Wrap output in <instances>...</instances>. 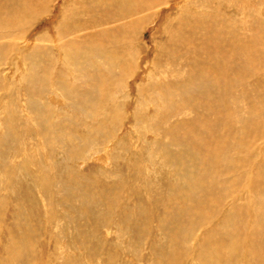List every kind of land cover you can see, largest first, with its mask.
I'll list each match as a JSON object with an SVG mask.
<instances>
[{
    "label": "rangeland",
    "instance_id": "rangeland-1",
    "mask_svg": "<svg viewBox=\"0 0 264 264\" xmlns=\"http://www.w3.org/2000/svg\"><path fill=\"white\" fill-rule=\"evenodd\" d=\"M247 1L161 0L152 7L155 3L153 0H114L123 13L120 14L118 9H114V5L111 7L100 3L96 7V4L92 5V0L86 5L85 0H34L39 15L34 25L29 27L30 35L27 39L7 35L0 39V44H19L9 53V57L13 56L19 61L17 68L10 72L3 62L0 66V72L10 82L16 80V83L7 84L5 90L0 89V136L6 139L0 144V150L6 152V155L3 154L4 158L0 155V162L9 165L13 162L15 165L23 160V156L13 159L10 155L15 147L20 146L26 151L27 157H31L29 160L34 162L29 166L31 170L38 175L46 171L52 176L54 193H51L52 203L49 204L43 190L41 192L40 186L23 168L15 167L12 177L5 175L0 168V257L4 254L1 247L7 246L12 238L20 240L23 234L30 233V237L36 239L34 249L39 264L46 257L47 264H107V260L114 264H155L160 257L159 247L168 245L172 240V230L182 226L192 228L191 223L198 222V217L193 218V214L190 216L185 209L187 201L198 200V192L187 187V184L190 183L191 174L207 176L206 160L203 158L205 153L199 149L205 146L204 135L210 136L222 127L221 121L224 118L220 117L222 113L218 107L221 103L209 98V93L207 96L202 95L210 82L199 81L203 86L196 87L198 92H191L192 106L181 104L178 106H181L179 110L165 112V103L159 100L161 92L158 86L162 82L174 84L194 80L196 76L194 78L191 75L199 68L212 72L217 63V56L213 53L218 45L216 39L224 38L225 35L220 31L226 28L235 27V32L245 42L253 35L258 37L259 34L255 32L261 26L264 28V0ZM70 12V24L75 26H70L69 35H61L60 22L68 18L64 14ZM181 16L193 21L195 17H201L202 23L207 27L195 29L189 36H197L186 43L188 38H182L177 33ZM93 17L97 20L93 21ZM139 19L142 21L137 30H134L135 26L128 25ZM216 22L224 25L214 30L213 23L216 25ZM38 34L46 39H34ZM201 34H207L204 35L206 40L199 38ZM261 36L263 41L260 45L263 44L264 47V30ZM181 38L180 43H175V39ZM126 40L131 46L123 48L133 62L120 80L117 76L121 68L114 67L112 70L99 62L108 48H116L121 42L125 46ZM70 42L78 46L72 49L82 62V71L73 63L64 61V52L71 50ZM100 42L106 50L96 48ZM33 47L39 50L36 57L38 60H33L34 63L29 57L35 49ZM46 59L53 61L49 72L53 73L49 76L50 80H55V75L61 77L58 82L61 86L48 83V87L51 86L49 88L52 89L49 91L47 87L44 89L35 85L33 92L38 94L32 96L27 89L30 83L21 77L27 73L39 74V62H45ZM243 62L242 64L241 59L242 70L248 72L250 62L245 59ZM43 65L44 63L40 66ZM232 69L237 71L235 65H232ZM109 70L110 79L106 85L110 86L103 88L109 105L106 103L107 106L102 109V103L97 101L101 96L99 83L104 71ZM92 75L96 78H92ZM261 81L264 82V67L257 69L248 78V84L254 89L251 92L256 95L255 99L260 97L264 100ZM253 82L255 86L252 85ZM239 86L240 89L234 91L233 95L228 93L223 96L225 101L238 97L237 120L234 124L237 127L252 117L247 100L249 92L243 83ZM242 97L246 99L240 100ZM94 108L98 111L94 112ZM105 111L112 115L108 126L103 129L108 134L102 130L96 143L91 144L80 157L72 161L65 157L62 151L63 148H69L68 142L65 143L68 130L73 128L82 132L87 123H93L96 118L102 119ZM96 113L98 114L93 119ZM231 118L233 120L232 116ZM231 118L229 117L230 120ZM8 119L12 120L16 131L20 133L17 134L16 141L11 137ZM61 124L67 125L66 129H60ZM192 129L196 130L195 133ZM240 130H234V137ZM169 131L174 132L179 140H183L184 135H196L201 131L206 134L200 137L203 143L197 142L195 145L192 141H173ZM248 143L255 146L253 151L257 155L263 157L264 137L261 138L260 133L255 138H250ZM41 161L43 162L40 163ZM242 170L243 168L238 172ZM246 170L245 168L238 173L239 177ZM222 174L218 175V180L223 183L235 177L231 171ZM74 176L77 184L67 187L70 186L68 184H73L68 179ZM99 183L109 186V190L113 189V192L118 185L128 190L129 193H123L122 196L124 205H119L120 209L117 207L116 212L104 209L108 199L101 197L95 189ZM229 183L230 181L227 185ZM237 184L239 186H234V189L232 187L236 196L235 204L246 205L250 198L257 199L246 184ZM85 185L90 186L87 192L81 191L85 189ZM260 192L258 200L264 202V188ZM111 194L108 197L114 195ZM185 194H188L189 200H183ZM222 200L225 203L223 212L210 222L209 227L195 228L198 235L210 228L222 229L228 225L224 214L234 202L232 196H226ZM251 204L253 207V202ZM124 206L129 207L128 210ZM143 207L149 209H146L149 214L146 213L140 222L145 232L142 235L121 218V213L125 214L127 210V215L131 216V211L135 213ZM251 214L252 217L259 216V211L253 210ZM16 221L20 223L18 228L15 227ZM11 226L15 232L9 235L4 230ZM89 251L93 252L90 256Z\"/></svg>",
    "mask_w": 264,
    "mask_h": 264
},
{
    "label": "bare ground",
    "instance_id": "bare-ground-1",
    "mask_svg": "<svg viewBox=\"0 0 264 264\" xmlns=\"http://www.w3.org/2000/svg\"><path fill=\"white\" fill-rule=\"evenodd\" d=\"M88 1L90 2L91 0H85V5L88 4ZM160 1L161 0H153V2L155 3L152 5V7L160 3ZM241 1L242 3L248 2L247 0H241ZM100 3L109 5L111 7L112 5H114V9L116 11L118 9L119 13L123 14L120 10L119 4L117 3L115 4L114 0H92L93 6L94 4H96V7H98L100 6ZM100 12L101 11H97V13ZM129 12L131 13V15L133 14L131 11ZM38 15H39V11L34 6V0L33 1L32 0H0V39L6 37V35L18 37L19 39L22 38L27 39V37L30 35V34L28 35L29 27L34 25L33 23L38 18ZM64 15L65 16L68 15V18L61 20L60 31L62 32L60 34L69 35L70 34L69 29H71V27L73 28L75 25L70 24L71 21L69 20V18L72 17L71 12L65 13ZM129 15L130 14H127V16ZM201 19H202L201 17L198 18L195 17V20L193 21L190 19H183L181 16L180 18L181 22L179 23V27H178L179 31L177 33L182 38H188L186 39V43L191 42V40H194V38L197 36L196 35L192 38H190L189 36L191 33L194 32L195 29L198 30L199 28L207 27L204 25V23H202ZM95 20H97V18L93 17V21ZM113 20H118V19H113ZM219 20L221 19L219 18ZM141 21L142 19H139L138 21L128 23V25L130 27L135 26L134 30H137L140 26ZM215 24L216 25H214L213 23L214 30H217L219 27L224 25L223 23H221L220 25V23L218 22H216ZM235 30H236L235 27L232 26L231 28H226L223 31H220L225 36L223 39H221L220 37L219 39L218 38L216 39L218 45H216L217 49L213 53L217 56V61H216L217 63H216V67L212 68V72L207 69L202 68L203 69L202 70L199 68L198 70L194 71L193 75H191V77L196 76V78L194 77L195 78L194 80H191L187 83L176 82L174 84H167L165 82L164 83L162 82L163 84L160 83L161 85L158 86L161 92L159 100L162 103H165V107H166L165 112L168 111L173 112L179 110L181 106L179 108L178 106L181 104H184L183 106L186 107H189L190 105L192 106L193 103H191V101L193 100H191L190 98H192L193 95L191 92L197 91L196 89L201 87L202 84L200 85V82H207V83L210 82V84L206 87L207 90L205 92L202 91L203 93L202 95L207 96L209 93L208 95L210 96L209 98H212L218 103H221L220 105L218 104V107L221 109L220 113H222L220 114V117H223L224 119L222 118L223 121H221L222 127L220 128V130L214 131L215 133L211 134L210 136H207L205 132L204 134L206 135H204L203 131H201V133L196 135H191V136L184 135V139L179 140L174 135V132L169 131L170 133L169 135L172 136L173 141L180 143L182 142L186 143L187 141H192L195 145H197V142L203 143L202 138L200 137L202 134L204 135L203 138L206 140L204 142L205 146H202V149L199 150L205 153V157L203 158L204 160H206L207 176H205V174L204 175L191 174L190 183L187 184V187H191L193 191L196 190L198 192V194L196 195L198 200L192 202L187 201V207L185 209L186 212L188 211L190 216L193 214V218L195 216L196 218L198 217V219H196L198 222H192L191 223V225H193L192 228L182 226L178 229L175 228L176 230H172L171 231V233L173 234L172 240L169 241L168 245L159 247L158 250L160 252V257L156 259L155 264H191V263L192 264H240L241 262H243L244 264H264V202H259L258 200L260 198V193H261L260 191L262 188H264V152L262 153L263 157H260L254 152L255 146H251L248 143L250 138H255L257 136V133H260L261 138L264 137V100H261L260 97H258V99H255L256 95L251 92L254 89L250 84H248V78L252 76L253 73L257 71V69L259 68L261 69L262 67H264V47L263 44L260 45V43L263 41L261 34L263 33L264 28L261 26L260 30L258 32H255L256 34H259L257 35L258 37H256V35L254 37L253 35L252 37L248 38V42H245V39L241 38L240 37L241 35L236 33ZM204 35L201 34L199 38H203L206 40L205 36L207 34L205 36ZM43 37L44 36H42V34H38V36L35 37L34 39L40 40ZM182 38L175 39V43H180ZM45 39L46 38H43V40ZM69 44L71 46V50L64 52L65 55L64 61L67 63H73L78 70L82 71L84 68L83 65L81 64L82 62L80 61V58L76 56L75 51L72 49V48L75 49L78 46L75 45L73 42H70ZM121 44L124 43L121 42ZM121 44L118 45V47L116 48L113 49L108 48V50H106L103 44H101L100 42L96 47L97 49L100 50L104 49L107 51V53L103 54V58H101L99 62L100 64H103L105 65L106 68H110L112 70L114 67L121 68V71L117 76V78L120 80L123 78L125 74H127L133 62V60L129 57V53L126 52L127 50H125L127 47L131 46L130 42L126 40V44L128 45L125 44V46H122ZM18 45H19L18 43L15 44L14 46L11 43L0 44V66L3 62V65H5V68L9 69V71L17 68V63L19 61L14 59L13 56L9 57V55H11L9 53L12 49H14ZM38 51L39 50L35 48L29 56L30 58H32L31 61L33 63H34L33 60L35 59L38 60L36 58L38 55ZM44 55L46 57V53ZM241 59H242V64L244 63L243 62L244 59L245 61L250 62V64L248 65L249 66L248 72H245L244 69L242 70L243 65L241 64ZM42 63H44V65L41 67L40 65ZM42 63L39 62L40 64L39 71H37L40 72L39 74L36 73V74L28 75L27 73L21 77V79L27 80L30 83V86H28L27 89L30 90V95L32 96L38 94L33 92V89H35L34 88L35 85L36 86L40 85L41 88L44 89L45 87H47L49 91H51L52 89L50 90L49 87L51 86L48 87L49 85L48 83H50L51 85L55 83L57 87L61 86L60 84H58V82L61 80V77L55 75L53 76L55 80H50L49 78V76L53 74V73H49L51 72L53 61L47 60ZM232 65H235L237 71L236 70L234 71L232 69ZM1 70L2 69L0 67V71ZM108 73H110V70L104 71V75L101 77L100 83L98 80H95L100 85L99 88L101 91L100 94L101 96L98 97L97 101H99L100 104L102 103L101 105L102 109H104V107H106L108 104L107 103L108 97L105 94L106 90L105 89L103 90V88L110 86V85H106L108 84L106 82H108V80L110 79ZM246 73H248V75H246ZM10 74L11 73H9V76ZM92 78L95 79L96 76L92 75ZM19 79L20 78H18V80ZM9 83H16V80L10 82L8 77L4 73L0 72V84H1L0 89L5 90L7 84ZM242 83L244 88L249 92V97L247 100L250 104L249 110L251 113L250 115H252V117L243 121L242 126L237 127L234 124L236 123L237 120L236 112L238 110L237 109L238 97L233 98L232 101L229 100L225 101L224 100L225 97L223 96L228 93H229L228 95H233V92L236 90L238 91V88L240 87L239 84L241 85ZM260 84L264 88V82L261 81ZM252 85L255 86V83ZM11 93L12 90L10 91V95H12ZM51 93L54 94V92ZM81 93L83 92L81 91ZM245 99L246 98L242 97L240 100H245ZM96 105H98V103ZM93 111L95 112L98 110L94 108ZM97 114L98 113L94 114L92 118L94 119V116ZM104 115L105 116L102 119L96 118L93 120L94 121L93 123L92 122L87 123V125L85 126L82 132L79 129L75 130L73 128L71 130H68L66 134L67 140L65 139L66 141L65 143L68 142L69 148L67 149L63 148L62 151L65 157H68V159L72 161L76 159L79 155L81 156V153L84 152L91 144L93 145L96 143L98 135H101L100 134L101 131L108 126L107 125L108 120L112 118L111 117L112 115H110L107 111H105ZM231 116L233 117V120ZM229 117L231 118V120L229 119ZM200 120L201 118L198 121ZM7 123H8V128L11 130L10 132L11 137L14 138L16 141L17 134L20 133L16 131L11 119H8ZM65 126H62L61 124L60 129L62 128L66 129ZM237 128H240L241 130L237 133V136L234 137V130ZM191 131L195 133L196 130L192 129ZM103 133L108 134V132L107 131L104 132V130ZM4 139L5 137L4 136L2 137L1 135L0 144L2 143V141H4ZM51 140H53V137ZM60 140H58V142ZM56 153H58V151ZM3 154L6 155V152L4 150H0V155L3 156ZM5 155L3 156V158L5 157ZM10 155L11 158L13 159L15 158L17 159L18 156H23V160H21L19 163L15 165L12 164L13 162L11 163V165L6 164L5 162H0V168L3 170V173L8 177H12L15 172V167L23 168L26 174H28V176H31V178L35 181V183H37V185L40 186L41 192L43 190L44 194L47 196L48 203L51 204L52 203L51 193H54V190L52 188V176H50L49 173L46 171L38 175L33 170H31L30 169L31 164H34V162L33 161L31 162V160H29L31 159V157L28 158L26 151L20 148V146L15 147L13 152L10 153ZM42 162L43 161H41L40 163ZM260 163L262 166L260 165ZM241 168H243V170L246 168L247 170L241 177H239L238 173L243 171L242 170L238 172L239 169ZM225 171H231V173L235 174L234 178L227 179V183L228 181H230L229 185H227V183H223L218 180L219 178L218 175L225 173ZM68 180L73 184H68L67 182H63L70 185L67 187H71V186L73 187V185L74 184L76 185L78 182L75 176L74 178H69ZM238 182H241V184L242 183L246 184L249 187V189L252 191L253 196L255 195L257 199L254 200L253 197L250 198L249 201L246 202L247 203L246 205H238L237 203L235 204L236 196L235 193L233 192V189L234 186L236 187L240 185V183L239 185L237 184ZM89 187H90L89 185H85L84 186L85 189H82L81 191L84 192ZM116 188L117 190L113 192V189L109 190L110 187L105 185L104 183H99L95 187V189L98 190V193L101 197L108 199V201H106L107 205L103 206L105 210L112 209L116 212L117 207L123 204L122 203L123 193H129L125 187L118 185ZM108 190L110 192H108ZM109 193L110 195H112L111 193H113L114 195L108 197ZM226 196L228 197L232 196V200L234 202L230 210L224 214V220L228 221V225L222 229H216L217 227H215V229L210 228L205 233L201 232L202 234L198 235L197 231H195V228L204 227V226L209 227L210 222L213 221L215 217H217L219 214L223 212L225 203L223 202L222 198ZM188 197H189L188 194L183 195V200H189L190 198ZM156 201L158 202V200ZM251 202H253V207ZM2 205H4V203H2ZM124 207L127 210L129 208L126 206ZM146 209L148 208L143 207L135 211V213H132L131 211L130 214L131 216H128L127 210H125V214H123V212L121 213V218L124 221H127L135 231H139L140 234L143 235L145 232L142 229L140 222L143 219V217H145L144 215L146 213L149 214V212ZM253 210H258L259 216L253 215L252 217L251 212ZM12 226L8 228L6 231L4 230V232H7L9 235H12L15 232ZM19 226H20L19 222L15 223V227L18 228ZM28 230L31 231V229ZM134 242L136 241H133V243ZM35 243H36V239L31 238L30 233L23 234L20 240H15V238H12L7 246L5 247L3 246L4 248L1 247V252L3 251L4 254H1L0 264H13L14 262H15L14 264H39L38 261L36 260L37 252L34 249ZM92 253H93L92 251H89L88 256L92 255ZM47 258L48 257L44 259L42 264H47L46 263L48 261ZM71 263L72 262H70L69 264ZM107 264H114V263L111 262L110 260H107Z\"/></svg>",
    "mask_w": 264,
    "mask_h": 264
}]
</instances>
